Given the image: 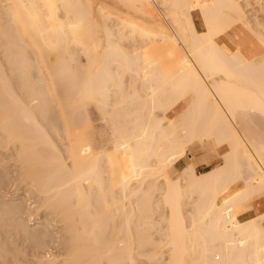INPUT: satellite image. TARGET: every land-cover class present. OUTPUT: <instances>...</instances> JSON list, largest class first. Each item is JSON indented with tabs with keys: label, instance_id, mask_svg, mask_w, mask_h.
<instances>
[{
	"label": "bare ground",
	"instance_id": "bare-ground-1",
	"mask_svg": "<svg viewBox=\"0 0 264 264\" xmlns=\"http://www.w3.org/2000/svg\"><path fill=\"white\" fill-rule=\"evenodd\" d=\"M263 9L0 0V264H264Z\"/></svg>",
	"mask_w": 264,
	"mask_h": 264
},
{
	"label": "rangeland",
	"instance_id": "rangeland-1",
	"mask_svg": "<svg viewBox=\"0 0 264 264\" xmlns=\"http://www.w3.org/2000/svg\"><path fill=\"white\" fill-rule=\"evenodd\" d=\"M260 18H262V20L264 21V9L260 12ZM91 108H92V112H93V116L94 117H96V115H95V110H94V107L91 105L90 106ZM108 138V134L106 135V137H105V139H107ZM188 154H190V156L192 157H195V158H193V160H195L196 158H197V155H196V152H195V150L194 149H192L191 150V148H188ZM222 161H221V159L220 158H218V157H214L213 159H212V161H211V164L207 167V168H202V167H199V169L198 170H200V171H204V170H206V169H208V168H211V167H213V166H215V165H217V164H219V163H221ZM215 163V164H214ZM190 164V163H189ZM188 164V165H189ZM174 170V167H172V169H171V172ZM181 170V169H180ZM180 170H174L171 174L173 175V176H177L178 175V173L180 172ZM176 171V172H175ZM12 177H15L14 175H9L8 177H5L4 178V180H6V183L2 186V188H1V191H2V194H3V196H4V198H8V197H13L14 195H17V193L18 194H20V198L22 197V199H24V197H25V199L24 200H26L25 202H24V205H25V203H26V208L27 209H30V210H27V212L25 211V213H29V214H31V212L32 213H34L33 214V218H43V217H45L46 216V214L44 213V211H43V208H40L39 209V211L37 210V212H36V210H33L34 208L33 207H31V206H34V204L32 203L33 202V200H30L31 198L30 197H26L25 195H24V189H23V187L22 186H20V185H17L16 183H10L11 181H12ZM9 182V183H8ZM30 201H29V200ZM24 200H22V201H24ZM27 200H28V202H27ZM254 201H256V202H254ZM32 203V204H31ZM27 204H28V206H27ZM252 204H253V209L251 210V215H257V214H259V213H261L262 211H264V207L263 208H258V206L260 205V203H259V200L258 199H255V200H253L252 201ZM31 207V208H30ZM33 208V209H32ZM34 211H32V210ZM29 211V212H28ZM31 211V212H30ZM26 214V215H27ZM35 215V216H34ZM25 217H27V216H25ZM248 217V215L246 214V215H243L242 217H241V219H245V218H247ZM56 220V219H55ZM34 222L36 221V220H33ZM33 221H32V224H33ZM52 225H53V229H55V230H57L60 226H63V224L61 223V224H54V221H52ZM31 227H33V225H30ZM60 229H62V228H59L58 230H60ZM57 230V231H58ZM57 231H54L55 232V234L57 233V235H55L54 234V232L52 233L53 234V236H57V237H54V239L53 240H49V245H48V249L51 251L50 252V254L52 253L55 257L56 256H58V258H56V260L58 259V261L57 262H55V264H61L60 262L64 259V257H65V253H63V251L65 252L66 250V246L64 247V244H66L65 242V237H63L64 235H63V233H61V232H57ZM63 235H61V234ZM58 234H59V236H58ZM60 235L62 236V237H60ZM14 239V238H13ZM55 239H56V241H55ZM59 240V241H58ZM16 241V239L13 241V242H15ZM50 241H53V242H50ZM61 241L64 243V244H61ZM8 243V245L10 244V242H7ZM28 243V242H27ZM27 243H25L24 245H23V249H25V252L28 254V253H31V254H29V255H27V254H25L26 255V258H28V261L26 262L27 264H40L38 261V263H35L36 261H33L32 259H34V257L32 258V255H40L41 253L40 252H37V254L35 253V252H32L31 251V247H30V244H28L27 245ZM50 243H52V244H50ZM14 244H16V242L14 243ZM26 245V246H25ZM14 246H16V245H14ZM48 249L46 250L45 249V251L43 250L42 251V253L43 252H45L46 253V251H48ZM32 253H34V254H32ZM55 253V254H54ZM49 254V253H48ZM55 257H54V259H55ZM51 258H53V256L51 257ZM62 260H61V259ZM61 260V261H60ZM32 262V263H31Z\"/></svg>",
	"mask_w": 264,
	"mask_h": 264
},
{
	"label": "crops",
	"instance_id": "crops-1",
	"mask_svg": "<svg viewBox=\"0 0 264 264\" xmlns=\"http://www.w3.org/2000/svg\"><path fill=\"white\" fill-rule=\"evenodd\" d=\"M192 161H193V158L190 156V154H187L183 159H181L178 163L175 164L174 170H180L183 166H185L186 164ZM210 164L211 162L206 163V164H200L198 165V168L202 166H203L202 168H205V167L207 168Z\"/></svg>",
	"mask_w": 264,
	"mask_h": 264
}]
</instances>
